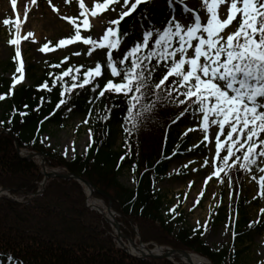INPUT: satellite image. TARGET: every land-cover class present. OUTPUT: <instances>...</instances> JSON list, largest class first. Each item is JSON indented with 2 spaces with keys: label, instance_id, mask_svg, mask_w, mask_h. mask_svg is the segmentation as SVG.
<instances>
[{
  "label": "trees",
  "instance_id": "16d2710c",
  "mask_svg": "<svg viewBox=\"0 0 264 264\" xmlns=\"http://www.w3.org/2000/svg\"><path fill=\"white\" fill-rule=\"evenodd\" d=\"M151 11L149 6L141 12L137 23L144 20L146 28L149 24L155 25ZM145 13L148 19H142ZM165 24L166 21L159 23L158 28L162 29ZM135 27L136 23L125 33L115 59L122 58L135 42L142 40L143 32ZM85 49L83 58L51 56L45 67L32 66L29 84L12 88L14 80L0 76V95L7 94L6 99L0 100V121L5 122L0 124V186L24 197V201L0 198V248L3 249H0V259L6 264H184L161 257L141 259L123 251L103 214L88 207L84 187L77 180L50 179L41 194L31 197L44 176L35 160L18 155L16 138L21 147L45 155L48 165L68 169L89 180L94 196L113 200L119 220L136 224L144 242L183 248L207 257L214 264H243L241 258L247 248L236 250L234 245L253 241L254 234L263 230L261 226L243 214L236 225L233 246L215 250L204 239L205 229L186 226L183 215L178 216V208L173 211L165 207L167 197L157 187L174 159L193 158L200 150L186 149L190 145L189 135L179 141L180 129L184 125L192 126L195 115L189 110L181 116L187 105L178 110L177 104L165 102L153 112L140 116L133 128L126 120V99L122 95L106 92L104 97L97 98L108 79L119 80L111 76L107 67L108 50H95L90 60L91 46ZM98 62L104 65L103 75L93 84L98 83L100 88L93 92V85H88L62 96L65 83L70 87L73 80L69 76L57 81L56 76L68 68L75 70L83 65V79V72ZM164 72L166 69L160 67L154 74L155 81ZM44 83L51 91L40 87ZM61 99L67 103L60 104ZM86 119L92 138L85 150L72 159L44 142V133L53 125L64 127L67 122ZM163 126L166 133L161 147H151L146 132L151 127ZM125 127L132 129L131 132H125ZM125 172L135 175L136 185L129 187L122 182L121 175Z\"/></svg>",
  "mask_w": 264,
  "mask_h": 264
},
{
  "label": "snow or ice",
  "instance_id": "6c2138e0",
  "mask_svg": "<svg viewBox=\"0 0 264 264\" xmlns=\"http://www.w3.org/2000/svg\"><path fill=\"white\" fill-rule=\"evenodd\" d=\"M154 3L155 0L97 2L91 16L102 15L109 8L117 11L113 5H118L121 9L119 18L110 20V26L102 37L93 39L81 35V28L91 31L92 27L87 9L81 13L84 18L80 23H77L76 18L64 17L75 26L76 32L71 39L60 40L59 45L83 41L85 45L91 46L89 56L97 49L108 50L107 67L111 76L119 80L108 79L97 98L104 97L106 92L118 97L122 95L126 99V120L132 123L133 128L140 116L153 112L160 104L187 105L180 115L190 110L193 115L200 117L203 141L211 143L209 129H217L213 138L215 160L218 163L212 172L213 176L220 177L222 173L227 175L225 169L231 170L236 164L248 172L255 165L264 174V167H259L264 163V0H200V7L206 12L203 21L199 12L185 0H167L170 15L165 26L161 29L149 24L142 40L135 42L122 58L115 59L114 52L118 53L124 42L121 36L122 21L137 13L142 5ZM178 5H182L187 15L175 14ZM221 5H225L223 18ZM80 7L85 8L84 0H80ZM237 17L238 26L229 28ZM142 19H148L146 13ZM3 23L9 24V20L5 19ZM16 25L19 33V18ZM32 35L28 33V36ZM8 42L17 45L16 57H20L19 38ZM47 49L45 45L41 51ZM74 54L80 55L79 52ZM162 66L166 72L155 81L154 74ZM83 67L81 65L75 70L68 68L56 76L57 81L69 76L73 80L70 87L65 83L62 96L88 85H93V92L100 88L98 83L93 82L103 75L104 65L98 62L94 68H88L81 79ZM16 71L21 75L14 78L12 88L24 79L22 59ZM40 87L51 91L47 83ZM6 98L7 94L0 95V100ZM59 103L66 104L67 101L61 99ZM3 123L0 121V124ZM7 123L10 124L11 119ZM83 123H87V120ZM124 130L130 133L132 129L125 127ZM222 152L225 154L221 155ZM253 179L256 177L253 176ZM259 184L264 194V175L260 176ZM261 211L264 212V209ZM0 264H6V261H0Z\"/></svg>",
  "mask_w": 264,
  "mask_h": 264
},
{
  "label": "rangeland",
  "instance_id": "374dc122",
  "mask_svg": "<svg viewBox=\"0 0 264 264\" xmlns=\"http://www.w3.org/2000/svg\"><path fill=\"white\" fill-rule=\"evenodd\" d=\"M18 2H21L22 5L18 3V8L14 11V9L10 8L12 7L13 0H0V76L11 79L18 78L21 73L16 70L22 59L24 62V79L19 84H16L17 86L29 84L31 75L29 69L32 66L45 67L47 64L46 61L51 56L60 59L66 55L80 58L86 55L83 41H77L66 46L59 45L60 40L71 39L76 32L75 26L64 17L76 18L77 23H80L84 18L81 16V13L87 9L88 18L92 27L91 31L81 28V35L85 38L91 36L93 39H99L107 27L110 26L108 22L119 18V12L121 10L120 6L113 5V7L117 8V11H112L109 8L102 15L93 17L91 16V11L95 10V4L97 2H102V0H84L85 8L80 7V0H35V2L33 0H19ZM185 2L199 12L202 21L206 19V12L201 9L200 0H185ZM149 6L152 9L151 14H153L154 18L152 23L159 27V23L167 22L170 15L167 0H155L154 4L142 5L137 13L122 21L121 36H124L127 30L125 29L123 31V23L126 20H137L141 15L140 13ZM224 8L225 5L220 6L221 18H223ZM175 14L187 15V13L183 12L182 5L177 6ZM17 18L20 20L19 33H17ZM5 19L9 20V24L5 25L3 23ZM238 20L239 17L233 21V24L229 28L238 26ZM135 22V29L144 32L146 27L143 24H145V21ZM181 22L186 23V21ZM225 31H228V29H225ZM29 32L33 35L28 36ZM16 38L20 40L19 48L21 52V56L17 58V45L8 42ZM45 45L48 46V49L41 51ZM76 52H79L80 55H75L74 53ZM88 58L90 60L92 59L91 56H88ZM180 99H183V97ZM182 106L177 105V109L181 110ZM192 120V126L184 125L180 129L181 136L179 141L189 135L190 145L186 149L192 151L193 149L200 148V150L193 158L185 157L183 159H174L166 177L157 184V187L167 197L165 207L168 210L178 208V216L183 215V224H186V226L189 225L190 227L205 229L204 239L215 250L233 246L238 229L236 225L242 220L244 214L252 223L254 222L258 226H261L263 230L261 233L254 234L253 241H248L243 246L235 244L234 248L236 250L238 248H247L241 258L243 264H262L264 262V212L261 209H264V194L261 192L259 178L264 174L260 173L259 168L255 165L252 166V171L248 172L240 167L239 164H236L231 170L225 169L227 175L222 173L220 177L213 176L212 172L218 163L215 160V143L213 138V134L217 129L215 127L209 129L208 135L209 140L212 141L211 143L209 141H203L204 134L200 129V117L195 115ZM163 128L164 126L162 128L151 127L146 132L147 142L151 147H161L162 138L166 133ZM89 129L88 123L75 120L74 122L65 123L64 127L53 125L44 134L43 138L47 146L55 147L67 159H71L77 153H82L86 148L87 142L92 137V132L90 133ZM15 149L19 156L21 155L19 150L22 151V149L27 152L38 153L34 150L20 148L16 143ZM224 154L223 152L221 153V155ZM237 155L240 154L237 153ZM45 158V156L39 153V156L34 157L33 160L39 163L40 167H42L41 169H43V165H41L43 160L41 159L46 160ZM205 160L208 161L207 164H205ZM46 167L49 171L59 170L63 172L64 170L59 166L52 167L48 165L47 160ZM259 167H264V163L260 164ZM253 176L256 179H253ZM121 180L129 187L136 185V177L134 174L125 172L121 175ZM5 188L7 189L6 194H10L9 199H15V197H19L20 199L24 198L14 193L12 194L10 188ZM2 194L4 193L2 192ZM1 196L0 194V198ZM91 201L102 204L103 208L110 207L112 204L114 211L117 213L116 220L121 224L122 232L129 239L136 240V242L140 243L139 236L141 234L138 231L137 225L119 220L118 211L114 208V202L112 200L94 196L91 198ZM114 238L116 240V233ZM125 242L127 243L128 241ZM169 259L177 263L187 264L184 261H180V259ZM206 259L209 261L208 258ZM0 261L2 260L0 259Z\"/></svg>",
  "mask_w": 264,
  "mask_h": 264
},
{
  "label": "water",
  "instance_id": "95a60500",
  "mask_svg": "<svg viewBox=\"0 0 264 264\" xmlns=\"http://www.w3.org/2000/svg\"><path fill=\"white\" fill-rule=\"evenodd\" d=\"M130 23V20H126L125 24H124V29L126 28V25ZM17 146H19V144L17 143ZM20 151V154L25 157V158H30V159H33L34 157L36 156H39V153H31V152H27L25 150H19ZM45 172V178H50V177H56V176H59V177H62V178H75L76 180H81L83 181L88 187H90L91 189V183L89 181H86V180H83L79 177H76L74 176L72 173L70 172H66V173H61L57 170H52V171H48L46 169H44ZM93 208L95 209H98V207H96L94 204L91 205ZM112 208V205L109 207V209L111 210ZM110 215V216H109ZM114 216H113V212L112 214L108 213V215H105V218L107 219L108 222H110L114 228H115V232L117 233V239H118V243H120L122 249H125L126 251H128L129 253L133 254L134 256L137 254L135 253H132L131 250H130V247L123 242V239L124 238H127L125 236V234L123 232H121V229H120V226H119V223L115 221V219H113ZM139 249L140 250H145V252H141L142 254H139L138 256L141 257V258H145L146 256H149V257H153V258H157V257H165V258H172L175 256V253L176 252H179V251H184L186 252L188 255H190V252L189 251H186L185 249H175V248H172V247H168V248H164L160 245H156L155 243H151L152 245H155L154 248H150L149 245L151 244H144L142 242V240L140 239L139 240ZM133 244H135L136 242L133 240L132 241ZM157 250H160L157 252ZM147 251V252H146ZM187 264H193L192 262H187Z\"/></svg>",
  "mask_w": 264,
  "mask_h": 264
},
{
  "label": "bare ground",
  "instance_id": "6f19581e",
  "mask_svg": "<svg viewBox=\"0 0 264 264\" xmlns=\"http://www.w3.org/2000/svg\"><path fill=\"white\" fill-rule=\"evenodd\" d=\"M19 0H15V6H13V3H12V7H10V8H12V9H14V11H16L17 10V8H18V3H20V5H22L21 4V2H18ZM29 6H31V5H29ZM85 190H86V192H87V195H88V198H89V201L90 202H92L93 204H95L96 206H98V207H100V206H102V204H99V203H97L96 201L94 202V201H91V198H92V195H91V190H90V188H88L86 185H85ZM112 209L110 210V209H108V213H110V214H112ZM137 249V247H136V244L135 245H130V250H132L133 251V253H135V251H137L136 253L137 254H141V252L143 251V252H145V250H140L139 249V251L138 250H136ZM158 251H160V250H157V252ZM147 252V251H146ZM174 258H176V259H180V260H182V261H184V262H192L193 264H211V262L210 261H208L206 258H204L203 256H199V255H197V254H193V253H190V255H188L186 252H184V251H179V252H176L175 253V256H174Z\"/></svg>",
  "mask_w": 264,
  "mask_h": 264
}]
</instances>
